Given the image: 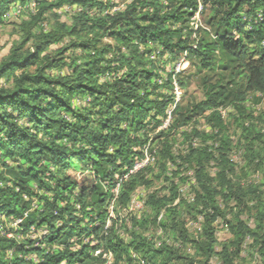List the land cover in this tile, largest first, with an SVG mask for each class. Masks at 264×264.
<instances>
[{"label":"trees","instance_id":"obj_1","mask_svg":"<svg viewBox=\"0 0 264 264\" xmlns=\"http://www.w3.org/2000/svg\"><path fill=\"white\" fill-rule=\"evenodd\" d=\"M12 1L0 0V17ZM63 5L73 7L65 21L54 11ZM112 5L40 0L19 26L23 41L0 63V216L7 220L0 224L23 219L10 227L14 237L2 234L7 229L0 225V264H97L101 257L94 252L100 248L112 252L113 264H136L133 253L147 264H247L242 254L247 237L258 264H264V201L250 202L264 192V109L255 115L248 105L264 100V20L256 21L264 0H203L212 14H203L196 47L188 22L198 0H132L104 13ZM48 13L54 26L45 30ZM152 44L173 59L187 52L194 70L179 76V83L186 88L197 77L202 88V99L179 105L171 126L157 135L164 136L157 154L163 171L178 158L195 171L193 202L174 184L169 194L153 193L147 201L149 221L169 234L174 246L136 231L125 240L116 221L105 228L118 175L134 165L149 139L147 122L164 116L170 100L157 91L155 63L146 56ZM228 105L236 110L231 116L244 151L243 171L259 172L261 187L243 185L229 157L230 128L219 111ZM196 116L204 117L211 132L193 129L186 137L205 135L215 145L191 143L178 154L172 131ZM149 182L146 169L131 175L121 184L117 208ZM185 215L203 218L195 236ZM218 220L232 233L220 247ZM32 225L48 234L23 239Z\"/></svg>","mask_w":264,"mask_h":264},{"label":"rangeland","instance_id":"obj_2","mask_svg":"<svg viewBox=\"0 0 264 264\" xmlns=\"http://www.w3.org/2000/svg\"><path fill=\"white\" fill-rule=\"evenodd\" d=\"M39 1L40 0H27L25 3L24 0H13L11 4L9 5L8 10L5 11L0 17V63L5 59L6 56L9 55V53L11 52L14 46L19 45L23 41L24 35L19 26L23 20L27 19L29 11H36ZM105 1L107 2L108 0H105ZM131 1L132 0H110V4L112 3L114 6L112 5L111 7H109L108 10L105 11L104 13L114 11V10L116 11L119 9L122 10L126 7L127 3ZM16 8L19 9L20 12ZM54 11L61 17V20L65 21L69 19L70 15L73 13V7L63 5L60 8H56ZM203 14L206 18H209V16L212 14L209 5L207 6L206 9L204 8V5H203V11L201 14L202 23L204 22ZM42 24L45 30H48L49 28L54 26V19L52 18L50 13H48L47 15V20L43 22ZM188 25L190 29L193 26L192 15L190 16ZM198 33L199 31L197 32L196 36L192 34V38L194 39L193 45L195 44V40L199 39ZM106 40L109 42H112V40L110 39H106ZM155 46H156L155 44H152L151 47H149L151 51L147 52L146 56L149 59H152L155 63L154 70L157 73V75L155 76V82L158 86H160L157 89V91L168 96L169 94H167L166 91L167 89H170V87L165 88L166 83L164 80H161L160 78V75L165 68L163 67L162 58L158 57L159 56L158 48ZM54 48H56V46L52 47V49ZM140 48L142 51H144L147 48V46H141ZM183 54H181L178 58H174V59L175 60L180 59ZM191 70L193 71L194 69L193 68L191 69L190 67H188V69H186L184 73L180 75V78L183 79L189 72H191ZM65 72L66 71L63 70L61 73L64 74ZM201 90H202L201 84L197 77H194L191 80H189L188 87L183 88V97L179 105H184L188 103L190 100H192L191 98L193 97H196V101L201 100L202 99ZM248 105L254 111L255 115H259L260 111L264 109V100L260 102H255L252 100L248 103ZM177 109L173 116V121L176 118L175 115H176ZM219 111L222 114L224 121L228 123V126L230 128L229 136L231 138L232 145H231V149L229 150L228 154H229V157L232 159L233 163L236 165L237 172H239L242 175V179H241L242 184L247 187H252L254 189L261 187L262 177L259 172L251 171L249 168H245V171H243V167L245 166L244 151L243 149H241L240 145L238 144L240 133L231 116L233 113H235L236 110L233 108L232 105H228V106H221L219 108ZM156 118L157 120H159V122L156 120ZM156 118L148 121L146 124L145 130H144V132L147 133V137H149L151 140L150 152L152 153L153 156L151 158V161L142 170L146 169V177L150 180V182L149 184L138 185L134 189V191L131 193L130 201L123 208L121 207L117 208L116 201H115L112 207V214H109L107 225L110 227L116 221L115 229L118 235L124 238L125 240H130L133 236L132 235L133 232L136 231L140 236L142 237L144 236L148 240L153 241L156 244H159L161 241H166L167 244L174 246V245H177V242H174L173 238L170 237L169 234H166L164 231L159 229V227H157L156 224H153L152 222L149 221L150 218L153 216V212L148 206L147 201H148L149 196L153 193L169 194L170 189L172 185L174 184L176 185V187H178V190L180 191L181 196L184 199H186L189 202H193L195 198V190H196L195 171H194V168L191 166L192 165L191 163L189 162L187 163L186 161L184 162L183 160L179 158L177 159L178 161L177 163L171 162V161L167 162L166 171H163L159 167V165L157 164L158 159H159L157 154L161 146V142L164 140V136L162 138L161 137L157 138V135L159 131L162 130L161 126L164 124V120H162L163 119L162 114L156 115ZM262 127H263V132H264V125H262ZM193 129H197L199 131L206 132V133L211 132V127L208 126V124L205 122V119L203 116H196L188 125L184 126L183 128L175 127L170 136L174 144L175 152H178V154L179 153L185 154L184 152L186 148L191 143L194 146L215 145L214 139L209 138L205 135L187 138L186 135H190ZM139 149L141 152H140V155L137 156V158L141 157L142 155V148L140 147ZM216 155H218L217 152H216ZM216 164H217V160L214 159L211 162L212 171H215L217 167ZM129 178L127 180H129ZM258 195H260V197H257ZM255 196L256 198L252 197L250 202L257 203L258 200L264 201V192L257 191ZM111 204H112V201L108 207L110 211H111ZM184 217L187 221L186 228L189 230L192 236H195L198 230L201 228V225L203 223L202 216H197L196 218H194L193 216L185 215ZM243 217L246 219L247 214H244ZM0 219L5 222L7 221L6 218L2 216H0ZM145 219H148L149 222H146ZM13 223H14L13 220L7 222L6 224L1 223L0 225H4V227L2 226V229L4 228L7 229V230H4V233L2 234H7V235L11 234L10 237H14V234H13L14 232L10 231V227L13 226ZM215 225L217 227L216 236H217L219 247H220L222 242L227 241L230 237H232V233L230 229L226 226V224L223 223L222 220L216 221ZM25 238H32V236H30L28 233H25L23 239ZM75 238L77 237H74L73 239ZM73 239L72 241L76 242ZM91 239L92 237H86V241L88 242ZM182 248L184 251H188L189 249L187 246H184ZM103 252H105L106 254L102 253L98 255L101 257V261H104L103 264H113L114 257H113L112 252L104 251V250ZM10 254L12 253L10 252ZM242 254L245 257L247 264H258L259 263L257 254L251 248V239L249 237H247L243 242V253ZM133 257L135 259L136 264H147L145 259H143L140 254L133 253ZM101 261L97 264H101Z\"/></svg>","mask_w":264,"mask_h":264},{"label":"built area","instance_id":"obj_3","mask_svg":"<svg viewBox=\"0 0 264 264\" xmlns=\"http://www.w3.org/2000/svg\"><path fill=\"white\" fill-rule=\"evenodd\" d=\"M36 4V2H35ZM114 6V5H113ZM17 9V8H16ZM19 12L20 10L17 9ZM108 10V9H107ZM106 10V11H107ZM120 10V9H119ZM115 11V10H114ZM114 11L106 12V13H112ZM117 11V10H116ZM203 11V0H198V7L197 9L193 12L192 18H193V26L191 29H193V34L196 36L197 32L200 31V29L205 28L204 24L202 23L201 20V14ZM264 20V13L262 11H259L257 16H256V21H263ZM247 28H251L250 25L247 26ZM197 46V42L193 45V47ZM159 51V58H162L163 61V67L165 68L163 72L160 75L161 80H164L166 83V87H170V89H167V94H169V102L168 106L165 108V115L163 116L164 124L161 126V129H166L168 128L172 121H173V116L175 114V111L180 104L182 97H183V87L179 83V76L183 74V72L188 69L190 65V61L187 58V52H185L180 59L175 60L172 58V56L168 52H164L162 47H157ZM162 65V64H161ZM164 83V84H165ZM160 130V129H159ZM160 132V131H159ZM149 138V137H148ZM153 138V137H152ZM151 140L150 138L147 140L145 144H143L142 148V155L141 157H138L134 163V165L129 168L125 173L122 175H118V182L113 189V198H112V204H111V211L109 210V214H112V207L114 202L117 200L119 196V191L121 184L123 183L124 180H127L131 175L137 173L138 171L142 170L150 161L152 158V153L150 152V144ZM23 219H16L14 220L13 227L17 228L21 223ZM108 225L106 222L105 228L108 229ZM4 233V230L1 231ZM28 234L32 236V238H41L45 235L48 234V230L46 228H40L37 230V228L32 225L28 231ZM11 234H8L10 236ZM39 235V236H38ZM74 241H77L78 238L73 239ZM40 244V241L36 242V245ZM106 254L103 252L102 249H96L94 252L95 256H98L100 254ZM111 254V253H110ZM112 255V254H111Z\"/></svg>","mask_w":264,"mask_h":264}]
</instances>
